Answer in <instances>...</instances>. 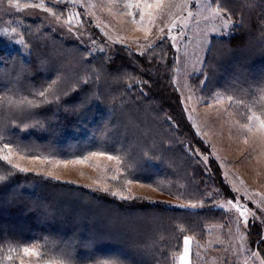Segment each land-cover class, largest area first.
<instances>
[{"label":"trees","instance_id":"16d2710c","mask_svg":"<svg viewBox=\"0 0 264 264\" xmlns=\"http://www.w3.org/2000/svg\"><path fill=\"white\" fill-rule=\"evenodd\" d=\"M211 5L226 9L221 12L234 24L228 36L210 38L203 70L191 85L207 100L221 93L243 124L251 114L264 119L257 89L264 82V0ZM52 9L61 15V9ZM21 36L28 58L13 51L0 63V146L10 143L22 155L47 160L118 154L124 164L114 173L117 179L110 180L111 189L126 191L130 183H142L198 209L168 207L144 196L121 199L21 172L0 160L5 177L0 181V261L20 264L22 251L4 260L10 248L47 243L49 252L75 264H176L184 236L203 241L209 226L226 223V214L212 205L219 191L229 189L218 162L211 158L206 165L196 153H208V148L173 87L168 41L151 53L153 58L123 48L107 58L90 55L40 21H27ZM49 85V103H40L44 97L35 94ZM229 95L234 102L229 103ZM23 97L39 106L22 111L17 102ZM250 239L264 258L256 227Z\"/></svg>","mask_w":264,"mask_h":264},{"label":"rangeland","instance_id":"374dc122","mask_svg":"<svg viewBox=\"0 0 264 264\" xmlns=\"http://www.w3.org/2000/svg\"><path fill=\"white\" fill-rule=\"evenodd\" d=\"M19 2L23 5L38 3L39 0ZM135 2L71 0L69 3L65 0V3L54 4V0H44L46 7L61 9L57 20L53 9L51 12L38 8L8 10L5 0L0 7V30L7 29L8 34L0 35V63H3L2 55L13 51H19L28 58V48L15 41L22 38L21 30L31 20L42 22L55 35L86 49L92 56L105 54L107 58H113L117 49L123 48L139 55L150 53L148 57L153 58L155 55L151 53L168 41L173 52V87L187 120L208 148V153L198 150L196 153L206 165L211 158L218 162L223 181L229 189L228 193L219 191L212 205L226 214V223L209 226L203 241L191 237L188 264H260L264 258L257 245L252 243L250 231L256 227L264 240V129L256 119L247 120L245 124L239 122L224 99L219 104L214 99L207 100L191 85V79L203 70L210 38L228 36L234 23L221 11L217 15L218 9L212 5L209 7L210 0H163L159 8L154 0H149L153 7L144 10L143 19L135 7H125V4ZM69 17L71 22L66 23ZM224 21H227V26ZM12 28L16 31L13 32ZM157 57L162 58L160 55ZM259 71L255 74L259 75ZM243 125H248L251 130ZM77 161L81 159L29 157L14 149L12 156L13 164L26 168L27 172L99 189L117 198L144 196L168 207L182 205L184 207L176 208L198 209L197 206L189 207L193 203L176 200L142 183H130L126 191L111 189L109 182L118 172V165L116 160H108L107 155L91 154L83 162ZM230 200L239 210L228 203ZM245 208L247 211L242 216L240 213ZM253 253H259V258ZM178 257L176 264H180ZM30 261L41 264L36 257L24 258V264Z\"/></svg>","mask_w":264,"mask_h":264},{"label":"snow or ice","instance_id":"6c2138e0","mask_svg":"<svg viewBox=\"0 0 264 264\" xmlns=\"http://www.w3.org/2000/svg\"><path fill=\"white\" fill-rule=\"evenodd\" d=\"M4 2H5V0H0V7H3ZM68 2L70 3L71 0H68ZM216 2H217V0H210L209 7H210L211 3H216ZM61 3H65V0H54V4H61ZM154 3L156 5V7L159 8L161 6V4L163 3V0H154ZM7 4L9 6L8 10H10L12 8H16V9L38 8V9H42V10L47 11V12L52 11L51 8L45 6L44 0H39L38 3H25L23 5L20 4L19 0H7ZM125 7L126 8L135 7L139 11V13L141 15V19H143L144 10L152 8L153 4L149 3V0H136L135 4L128 3V4H125ZM220 11H226V9L220 8L217 10L216 14L218 15ZM56 18H57V20H59L60 16L57 14ZM70 22H71V17H69V20L66 21V23H70ZM224 23H225V26H227V21H224ZM11 30L13 32H15L16 28H12ZM7 34H8L7 29L0 30V35H7ZM15 42L17 44L23 45L24 47H27L23 38L15 41ZM93 43H94V41H93ZM149 47H151V45H149ZM54 83H55V81H53V84ZM50 89H51V85H49V88L44 89V90L35 94L39 97H44V100L41 101L40 103H49L47 96H46V92H48ZM257 89L261 93L260 98L264 99V82H261V84L257 85ZM212 98L215 100V102L217 104L221 103V101L223 99L222 94L219 92L215 93V95ZM226 98L229 101V103L234 102L233 97L231 95L227 96ZM17 103H18V106H21L22 111L25 110V107L30 108V107L39 106L35 99H28L27 97L21 98ZM254 119L259 120L260 128L264 129V119H260L259 117H256L255 114L248 117L249 121L254 120ZM243 127L249 128L248 125H243ZM249 130H251V129L249 128ZM3 139H4L3 136L0 135V141H3ZM17 150H19V146H17ZM105 154L106 153H104V152L92 153L93 156L105 155ZM12 156H13V149H12L10 143H2V146H0V160L6 161L9 165H11L12 168H18L19 171L26 172L27 171L26 168H20L19 165L13 164ZM107 159L110 161L116 160V163L118 166H123V164H124V161L121 159V157L118 154H116V155L107 154ZM77 162H83V159L81 161H77ZM127 168L131 169L132 165L128 164ZM117 171H119V168H117ZM4 179H5V177L3 175H0V181H3ZM112 179L116 180L117 176L113 175ZM127 182L130 183L131 181L129 180ZM116 194L117 193H113V195H116ZM121 198H125V197H121ZM228 203L233 204V202L231 200L228 201ZM170 207L176 208V207H184V206L172 205ZM189 207L195 208L196 205L191 204V205H189ZM233 207H237V205L233 204ZM237 210H239L238 207H237ZM246 211H247V209L245 208L244 211H241L240 214L243 216ZM245 223H247V222H245ZM190 241H191V237H188V236L183 237V252L178 257L180 264H188V258H189V253H190ZM14 251H22L23 257H36L37 262H41V264H75V261L66 255H63V254L53 255L51 252L48 251L47 243H45L44 245H41L40 243H34L30 246H25L22 249H11L10 248L9 254L4 258V260L10 261L12 259V253ZM198 255H199V253H197V256ZM252 255L259 258V253H253ZM23 257L20 259V264H24ZM174 259H175V257H174ZM0 264H4V262L0 261ZM29 264H32V262L30 261ZM97 264H115V262L103 260V261H98ZM260 264H264V259L260 260Z\"/></svg>","mask_w":264,"mask_h":264}]
</instances>
